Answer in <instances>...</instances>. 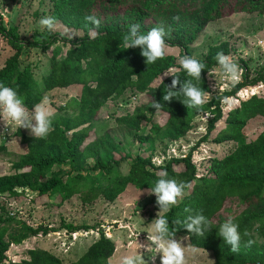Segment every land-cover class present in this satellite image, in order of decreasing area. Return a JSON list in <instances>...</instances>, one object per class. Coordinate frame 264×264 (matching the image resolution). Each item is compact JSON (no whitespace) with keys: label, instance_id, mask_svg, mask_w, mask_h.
Returning <instances> with one entry per match:
<instances>
[{"label":"trees","instance_id":"trees-1","mask_svg":"<svg viewBox=\"0 0 264 264\" xmlns=\"http://www.w3.org/2000/svg\"><path fill=\"white\" fill-rule=\"evenodd\" d=\"M51 1L54 6L52 17L69 28L81 30L84 36L68 39L61 33H52L46 41L26 43L16 28L7 29L0 22V35L14 51L0 69V83L16 90L29 110L40 102L46 92L82 87L79 114L53 128L43 139H34L33 136L18 132L26 151L13 166L12 173L0 176V196L19 197L22 193L18 190L24 192L26 189L41 196L58 192H67L72 196L78 181L89 180V177L81 175L88 160H94L92 171L97 174L90 178L92 184L85 196L87 202L95 201L100 196L112 201L128 184L148 189L161 176L174 178L177 182H190L191 187L185 190V194L191 190L190 194H184L182 202L167 214L170 230L173 227L177 229L174 235L186 236L193 247L211 252L215 264H264V132L252 141H248L244 133L247 122L258 116L264 117V106L260 105L261 100L257 97L253 96L243 102L241 108L230 113L228 125L221 131L219 138L235 143L236 147L224 158L213 162L211 171L214 178H205L201 184L195 183L197 169L191 155L170 160L165 166L156 169L160 171L159 174L149 170L150 160L138 157L130 162L127 176L111 177L114 167L120 166L127 157L114 159V154L120 153V149L111 133L91 138L94 121L102 119L107 103L120 99L130 89L147 93L149 99L132 115L116 120L117 126L124 131H137L147 121L152 125L150 135L163 140H177L191 131L195 118L207 112L214 116L209 133L214 130L224 117L222 102L237 96L247 87L264 82V70L253 79L246 73L229 91L214 96L208 105L204 103L197 111L186 108L177 99L167 102L162 100L163 92H166L165 85L171 84L172 76L179 78L174 89L177 92L187 79H191L186 77L180 67L158 85L154 84L175 67L174 56L164 49L160 60L146 65L139 49L119 48V41L129 24H139L140 31L144 33L159 26L165 32L166 47L179 48L181 57H191L190 49L197 44L209 23L232 14H264V0ZM89 16L99 20V25L93 26L87 21L85 18ZM91 32H96V37H91ZM60 44L62 48L56 46ZM28 46L43 52L56 46L49 67L43 68L41 76L36 75L30 64H23L22 54ZM64 48L67 49L62 51ZM218 50L213 47L207 60H198L205 67L201 71L200 81H192L207 94L210 88L206 76L215 65L212 60ZM152 102H160L162 107L154 109ZM6 151L7 146L0 145V154ZM64 164L77 175L66 183L60 177H49L55 166ZM232 203L237 204L238 209L224 216L223 212ZM1 211L0 264H5L11 246L23 244L39 235L42 229L16 219L4 207ZM196 211H200L210 221L208 231L202 236L171 224L173 219L183 220ZM228 218L238 223L242 236L241 247L236 253L231 252L215 232L219 224ZM69 229L72 232L77 230L72 226ZM254 231L259 232L263 243L255 241L252 236ZM44 234H47L46 230ZM247 241H251V244L245 246ZM115 252L114 241L102 234L78 261L71 264H110ZM9 264L62 263L51 253L39 251L30 254L29 259Z\"/></svg>","mask_w":264,"mask_h":264},{"label":"rangeland","instance_id":"rangeland-1","mask_svg":"<svg viewBox=\"0 0 264 264\" xmlns=\"http://www.w3.org/2000/svg\"><path fill=\"white\" fill-rule=\"evenodd\" d=\"M53 11L51 0H0V22L7 29L16 28L26 43L46 41L52 33H61L68 39L84 36L81 30L69 28L62 22H58L52 32L41 30L38 21L42 17L52 16ZM96 34L91 32L90 36L96 37ZM56 46L63 47L61 44ZM56 46L48 52L26 47L22 54L23 64H30L36 75L41 76L43 68L49 67ZM213 47L219 48L218 52L229 56L238 65L239 75L232 81L222 79L218 70L208 73L206 77L210 93L205 99V105H208L214 96L229 91L233 85L238 84L246 73L253 79L264 70V14H232L209 23L197 44L190 49V55L196 60L205 61ZM165 51L176 58L175 67L157 80L155 85L177 72L180 67L178 61L181 58V50L165 47ZM13 54L14 51L7 45L6 39L0 35V69ZM212 61L215 63L212 68L214 69L217 67L215 57ZM81 92L82 87L76 86L49 91L43 95L52 114L51 130L79 114ZM253 96L261 100L260 105L264 106V82L247 87L237 96L223 101L221 107L224 117L210 133L209 127L214 116L207 112L193 120L191 131L185 136L177 140H163L150 135L152 125L147 121H144L137 131H124L117 126L118 118L132 115L149 99L147 93L130 89L120 99L107 103L102 119L94 121L91 138L106 132L111 133L120 149L118 155L114 154V159L127 157L120 166L114 167L111 177L127 176L131 168L130 162L138 157L150 160L149 170L159 174L160 171L156 169L165 166L170 160L191 155L197 169L195 183L201 184L205 178H214L211 171L213 162L224 158L236 147L233 142L222 141L219 134L227 127L230 113L241 108L242 103ZM19 131L31 136L27 129H18L10 122L5 125L0 122V145L7 146V151L0 154V176L12 173L13 166L26 151V146L21 143L18 136ZM262 132H264L262 116L250 120L244 128L248 141L256 139ZM71 134L72 132L69 133V137ZM94 163V160L87 161L81 175L89 177V180L78 181L72 196L67 192L41 196L29 189L15 198L0 196V213L4 207L16 219L42 229L39 235L33 236L23 244L11 246L5 264L29 259L30 254L39 251L51 253L62 264H71L78 261L102 234L116 244V252L110 264H121V258L125 255L144 254V249L140 248V245L147 243L145 233L148 230L147 224L156 218L158 211L155 196L149 195L148 189L128 184L112 201L100 196L95 201L87 202L85 196L90 192L88 188L92 184L90 178L97 174L92 171ZM76 175V172H72L69 166L64 164L55 166L49 177H60L66 183ZM97 185L98 183L95 186ZM190 191L185 195H189ZM183 197L184 195L175 206L182 202ZM229 205L223 212L226 217L238 209L237 204ZM215 221L218 222V219ZM69 226L77 229L76 232H72ZM44 230L47 231L46 235ZM252 236L256 242L263 243L259 232L254 231ZM174 239L181 243L184 264H215L214 255L193 247L188 237L174 235ZM143 258L144 264H160L159 255L154 261L149 260L148 253H145Z\"/></svg>","mask_w":264,"mask_h":264},{"label":"clouds","instance_id":"clouds-1","mask_svg":"<svg viewBox=\"0 0 264 264\" xmlns=\"http://www.w3.org/2000/svg\"><path fill=\"white\" fill-rule=\"evenodd\" d=\"M93 26L99 25V20L95 17H86ZM57 20L52 16L42 17L38 21L41 30L52 32L57 26ZM165 32L162 27H153L146 33L140 31L139 24H129L127 30L122 34L119 41V48L125 50L139 49L140 56L144 58L146 65L154 64L164 55ZM217 67L213 72L219 71L220 77L226 80H236L239 75L238 65L229 57L221 52L215 56ZM180 68L185 73L187 81L180 86L179 92L174 91L179 83V78L172 76L171 84L165 85L166 92H163L162 100L167 102L172 99L179 100L186 108L197 111L205 103L207 93L193 83L201 79V71L205 65L192 57L183 56L178 61ZM180 97L179 99L177 97ZM152 107L159 110L162 105L160 102H152ZM0 122L4 125L13 124L18 129H27L34 139H43L51 131L52 114L49 111L46 100L41 99L29 110L24 103L23 97L16 90L0 83ZM191 187L190 182H177L174 178L158 177L152 187L148 188V194L155 196V203L158 208L156 218L148 225L145 232L147 243L140 245L144 249V254H150L149 260H155L157 255L160 264H184V254L181 243L174 239L175 227L170 230L167 214L177 204L178 200L185 194V190ZM189 212L188 209H185ZM173 226L180 225V228L196 236H202L210 227V221L200 211L190 213L183 220L177 218L171 221ZM216 235L222 240L224 245L229 246L231 252L239 251L242 244V236L239 225L232 218H228L219 224L215 230ZM247 241L246 245H250ZM144 254L125 255L121 258V264H144Z\"/></svg>","mask_w":264,"mask_h":264},{"label":"built area","instance_id":"built-area-1","mask_svg":"<svg viewBox=\"0 0 264 264\" xmlns=\"http://www.w3.org/2000/svg\"><path fill=\"white\" fill-rule=\"evenodd\" d=\"M19 192V191H18ZM23 191L21 190L19 193H22Z\"/></svg>","mask_w":264,"mask_h":264}]
</instances>
